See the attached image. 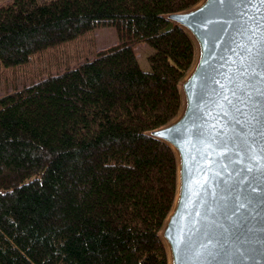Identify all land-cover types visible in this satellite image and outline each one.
I'll use <instances>...</instances> for the list:
<instances>
[{
  "label": "trees",
  "instance_id": "1",
  "mask_svg": "<svg viewBox=\"0 0 264 264\" xmlns=\"http://www.w3.org/2000/svg\"><path fill=\"white\" fill-rule=\"evenodd\" d=\"M198 0H11L0 60L113 24L118 42L0 95V264H167L176 165L149 131L181 105L194 59L166 17ZM153 47L142 69L134 46Z\"/></svg>",
  "mask_w": 264,
  "mask_h": 264
},
{
  "label": "water",
  "instance_id": "2",
  "mask_svg": "<svg viewBox=\"0 0 264 264\" xmlns=\"http://www.w3.org/2000/svg\"><path fill=\"white\" fill-rule=\"evenodd\" d=\"M166 17L195 49L177 114L149 131L176 165L167 264H264V0H198Z\"/></svg>",
  "mask_w": 264,
  "mask_h": 264
},
{
  "label": "rangeland",
  "instance_id": "3",
  "mask_svg": "<svg viewBox=\"0 0 264 264\" xmlns=\"http://www.w3.org/2000/svg\"><path fill=\"white\" fill-rule=\"evenodd\" d=\"M11 0H0V5ZM118 42L113 24L94 26L76 37L49 45L29 54L27 60L13 65H5L0 60V95L19 89L47 74L55 73L66 67H72L95 52ZM138 62L142 69H149L147 55L153 47L146 43L134 46Z\"/></svg>",
  "mask_w": 264,
  "mask_h": 264
}]
</instances>
